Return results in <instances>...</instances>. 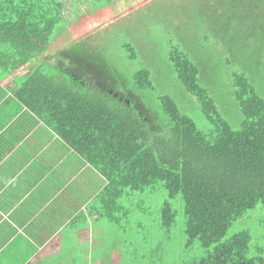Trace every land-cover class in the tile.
<instances>
[{
	"label": "trees",
	"instance_id": "16d2710c",
	"mask_svg": "<svg viewBox=\"0 0 264 264\" xmlns=\"http://www.w3.org/2000/svg\"><path fill=\"white\" fill-rule=\"evenodd\" d=\"M57 9L51 0H0V81L36 66L17 78V90L0 88V103L12 100L13 107L29 110L60 141L70 142L84 164L55 198L54 215L61 212L57 226L66 222L65 207L79 200L85 211L72 213L74 221L81 224L88 212L91 220L119 228L143 205L139 198L160 184L183 202L188 239L206 253L200 264H264V247L251 252L247 231L226 238L236 222L264 207V100L249 83L251 71L232 76L231 93L242 116L234 131L199 84L200 68L178 49L170 50L177 82L207 122L208 130L201 132L169 95L147 105L154 88L146 69L124 79L100 54L75 47L73 39L63 47L51 44L56 26H66ZM256 28L261 33L255 40L264 50V24ZM262 62L264 68V57ZM172 211L164 204L166 227ZM52 228L40 225L39 233ZM34 239L43 241L40 234Z\"/></svg>",
	"mask_w": 264,
	"mask_h": 264
},
{
	"label": "rangeland",
	"instance_id": "374dc122",
	"mask_svg": "<svg viewBox=\"0 0 264 264\" xmlns=\"http://www.w3.org/2000/svg\"><path fill=\"white\" fill-rule=\"evenodd\" d=\"M51 1L68 24V27L56 26L51 44L63 47L75 39V47L88 49L89 54H100L101 60H106L124 79L146 69L154 88L149 92L152 101H145L147 105L152 107L153 103H158L155 100L159 96L169 95L201 132L208 130L207 122L195 99L185 93L176 80L168 61L171 49H178L200 68L199 84L213 97L219 113L232 130H239L242 122L231 93L233 75L249 69V83L264 100V68L261 67L264 50L255 40L261 33L256 27L264 24V0ZM248 26L251 29L248 30ZM247 31L254 34L253 38ZM31 66L18 74L27 73ZM139 199L143 205L135 207L119 228L105 221L88 224L87 229L92 231L89 235L97 234L103 244L93 252L82 251L83 255H94L99 264H200L206 253L196 250L188 239L183 202L170 198L160 184ZM164 204L171 205L173 210L169 227L162 220ZM240 231L249 233L251 252L256 247H264V207L236 222L226 238ZM81 236V232L67 228L63 236V259L71 260L75 256L72 248ZM57 243L58 240L51 241L48 246L55 248ZM144 249H147L146 254ZM95 260L93 258V262Z\"/></svg>",
	"mask_w": 264,
	"mask_h": 264
},
{
	"label": "crops",
	"instance_id": "0c3cea01",
	"mask_svg": "<svg viewBox=\"0 0 264 264\" xmlns=\"http://www.w3.org/2000/svg\"><path fill=\"white\" fill-rule=\"evenodd\" d=\"M20 70L0 81V88L15 86L17 90L20 86L17 78L24 75L18 74ZM11 103H0V264H99L94 255L83 252L87 249L93 252L103 244L102 238L89 235L92 231L87 229L88 224L101 222L91 220L94 215L88 212L81 224L74 221L73 217L82 209L79 200L65 207L66 222L61 226L56 224L61 212L54 215L58 192H63V187L81 175L83 161L70 142L60 141L29 110L22 106L15 108ZM40 225L53 228L42 234ZM67 228L82 234L72 248L76 254L71 260L63 259ZM38 234L43 238L39 243L34 239ZM56 240L57 247L48 246Z\"/></svg>",
	"mask_w": 264,
	"mask_h": 264
}]
</instances>
